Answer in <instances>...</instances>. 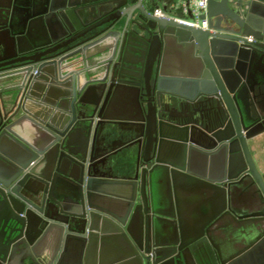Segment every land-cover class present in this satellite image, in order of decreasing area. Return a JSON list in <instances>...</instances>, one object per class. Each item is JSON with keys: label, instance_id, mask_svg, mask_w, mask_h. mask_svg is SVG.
Listing matches in <instances>:
<instances>
[{"label": "water", "instance_id": "water-1", "mask_svg": "<svg viewBox=\"0 0 264 264\" xmlns=\"http://www.w3.org/2000/svg\"><path fill=\"white\" fill-rule=\"evenodd\" d=\"M175 1L0 0V264H264V0Z\"/></svg>", "mask_w": 264, "mask_h": 264}, {"label": "built area", "instance_id": "built-area-1", "mask_svg": "<svg viewBox=\"0 0 264 264\" xmlns=\"http://www.w3.org/2000/svg\"><path fill=\"white\" fill-rule=\"evenodd\" d=\"M208 0H176L170 9L173 11V17L180 16L179 21L187 25L207 29L208 19L206 17ZM166 15L164 12H159ZM192 16V19L189 16Z\"/></svg>", "mask_w": 264, "mask_h": 264}, {"label": "crops", "instance_id": "crops-1", "mask_svg": "<svg viewBox=\"0 0 264 264\" xmlns=\"http://www.w3.org/2000/svg\"><path fill=\"white\" fill-rule=\"evenodd\" d=\"M181 107H179L178 108V110H180L181 111ZM264 141V133L263 134H261V135H259V136H257L256 138H254L251 142H250V147H251V150H252V152H253V156H254V158H255V160L257 161V166H258V168L260 169V171L264 174V171L261 169V165H260V162L258 161V158H257V156H256V152H257V150H255V148L257 147V145H259V144H261L262 142ZM262 145V144H261ZM261 155V154H260ZM260 159V158H259ZM211 162V164L210 163H208V165H207V167H206V169H205V171H203L201 168H198L197 170H196V172H198V173H201V174H204V172H206L207 173V175L209 176V175H211V173H212V171H214V170H216V167H218V165L216 164V165H213L214 164V162H212V161H210ZM156 187L158 188V190L156 189V194H155V196H156V199H164L165 197H166V195H164V194H162L161 195V192H160V185H156ZM163 189H165V187H163ZM169 225V223H164L163 222V225ZM171 225V224H170ZM168 227V226H167ZM170 228V227H169ZM107 255V254H106ZM109 256H110V258H109ZM85 258H86V252L82 255V256H80V254L79 253H74V252H72V253H70L69 254V256L67 257V264H84V260H85ZM118 257L116 256V255H112V253H109L105 258H101V262L102 263H106V264H114V263H119L120 262V260L121 259H117ZM99 260H100V258H99Z\"/></svg>", "mask_w": 264, "mask_h": 264}, {"label": "rangeland", "instance_id": "rangeland-1", "mask_svg": "<svg viewBox=\"0 0 264 264\" xmlns=\"http://www.w3.org/2000/svg\"><path fill=\"white\" fill-rule=\"evenodd\" d=\"M261 144L257 145L255 150H257L256 156L258 158V161L260 162L261 169L264 171V141Z\"/></svg>", "mask_w": 264, "mask_h": 264}, {"label": "flooded vegetation", "instance_id": "flooded-vegetation-1", "mask_svg": "<svg viewBox=\"0 0 264 264\" xmlns=\"http://www.w3.org/2000/svg\"><path fill=\"white\" fill-rule=\"evenodd\" d=\"M252 151V150H251ZM252 155H253V152H252ZM253 158H254V156H253ZM254 161H255V163H256V165H257V161L255 160V158H254ZM258 167V166H257ZM259 169V168H258ZM259 171H260V169H259ZM260 173L262 174V175H264L261 171H260Z\"/></svg>", "mask_w": 264, "mask_h": 264}]
</instances>
